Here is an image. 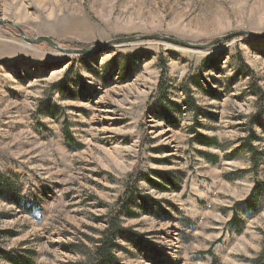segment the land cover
I'll return each instance as SVG.
<instances>
[{
    "label": "rangeland",
    "instance_id": "1",
    "mask_svg": "<svg viewBox=\"0 0 264 264\" xmlns=\"http://www.w3.org/2000/svg\"><path fill=\"white\" fill-rule=\"evenodd\" d=\"M0 20L66 49L150 35L205 45L239 32L264 35V0H0ZM105 50L70 55L0 25V172L20 201L0 200V247L14 264H88L106 216L141 166L147 175L164 172L175 188L139 183L147 203L134 204L139 218L122 220L138 238L120 242L113 264H212V246L219 264H250L264 242V114L240 60L264 93V41L234 37L205 50L140 41ZM161 55L163 104L154 99ZM153 100L160 119L148 113ZM250 129L256 169L245 147ZM208 138L217 146H204ZM160 148L168 151L154 152ZM258 186L252 209L241 205Z\"/></svg>",
    "mask_w": 264,
    "mask_h": 264
},
{
    "label": "trees",
    "instance_id": "2",
    "mask_svg": "<svg viewBox=\"0 0 264 264\" xmlns=\"http://www.w3.org/2000/svg\"><path fill=\"white\" fill-rule=\"evenodd\" d=\"M58 45H62L61 43L55 41ZM229 43V42H227ZM226 44V43H225ZM164 55V53H163ZM160 67L162 69V78L160 80L159 86L157 88L156 97L154 98L155 101L161 102L162 104L165 103V101L168 98V90L167 86L164 85V82L167 81V73H168V66L167 62L164 60L163 56H160ZM240 65L243 69L247 71V73L252 77L251 85H252V91L255 96L258 97L259 104H260V111L264 114V93L263 91L257 86L255 82V75L253 72L248 68L246 64L242 60H240ZM154 100L151 102V104L148 106V113L152 116H155L156 118L160 119L161 115H159L160 109L162 108V105L159 109H155L154 106ZM156 102V103H157ZM148 114V115H149ZM68 140L70 141V138L68 137ZM258 137L253 133V130L250 129V141L245 144V147L249 150V152L252 154V160L254 162V169L257 168L258 163L257 160L260 161V154L256 150V148L253 145V141H257ZM145 141L149 142L150 145L154 143L148 136L145 137ZM203 145L207 148H211L214 146H217V140L215 138H208L206 140H203ZM145 142L143 143L142 149L144 148ZM80 147V146H79ZM168 148H160L157 150H154V152H167ZM201 155L207 158L208 161H210L212 164H216L218 162L216 156H212L211 154L201 152ZM153 175V176H152ZM152 175H147L143 172V169L141 166H137L130 175L129 180L127 181L125 185V190L123 193V196L118 200V202L115 204V206L109 211L108 215L106 216V228L104 232L101 234V237L96 243V246L94 248V251L92 253L91 258L89 259L88 264H113V261L116 260L115 254L116 251L120 249V242L128 241L130 238H138V235L135 233H130L127 229H125L122 225L123 218H139L140 215L135 213L133 211V207L135 206L137 202L141 203H147V197L142 196L141 193L138 191V185L141 181H145L152 189L166 193L169 192L170 189L175 188L174 180L170 177L166 176L164 172L161 171H152ZM259 186L254 188V191L248 199H246L244 202L241 203V205H245L248 209H252V198L253 195L259 191ZM0 200L20 205L19 199L16 197V192L12 188V185L10 186L9 183L5 180L3 177V174L0 172ZM143 213H149V209L147 210V207L143 208ZM27 213H32V208H28L26 210ZM239 224V220L237 215L235 214L230 222V225L237 226ZM129 232V233H128ZM1 233V232H0ZM3 235H6L4 233H1ZM214 246H212L211 250L208 251L207 255H212V264H219L216 260V256L213 254ZM0 261H8L9 263L14 264V259L11 258L10 253L6 252L0 247ZM250 264H264V242L261 253L258 255L257 258L252 260Z\"/></svg>",
    "mask_w": 264,
    "mask_h": 264
},
{
    "label": "water",
    "instance_id": "3",
    "mask_svg": "<svg viewBox=\"0 0 264 264\" xmlns=\"http://www.w3.org/2000/svg\"><path fill=\"white\" fill-rule=\"evenodd\" d=\"M10 24L13 25L19 32L22 37V39L30 44V45H40V44H46L52 49L59 50L61 52H64L66 54L70 55H78V56H89L90 52H92L94 49H97V54H101L105 49L110 50V47L117 46V45H125V44H132L137 43L140 41H159V42H167L170 44H173L175 46H179L182 48L187 49H193V50H205L211 47H214L215 45H218L219 43L234 38V37H248V38H254V39H261L264 41V35H257L250 32H239L235 34H230L226 37H220L212 42L205 44V45H198V44H191L187 42H182L173 38H167L161 35H150V36H138V37H128V38H119L112 42L107 43V45L103 46H97V47H89L84 49H66L58 45L56 42H54L53 39L49 37H36L35 39H29L24 31L20 29L16 24H13L7 20H0V25ZM105 50V51H106Z\"/></svg>",
    "mask_w": 264,
    "mask_h": 264
},
{
    "label": "bare ground",
    "instance_id": "4",
    "mask_svg": "<svg viewBox=\"0 0 264 264\" xmlns=\"http://www.w3.org/2000/svg\"><path fill=\"white\" fill-rule=\"evenodd\" d=\"M187 49V48H186ZM193 50V49H192Z\"/></svg>",
    "mask_w": 264,
    "mask_h": 264
}]
</instances>
